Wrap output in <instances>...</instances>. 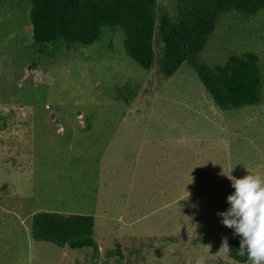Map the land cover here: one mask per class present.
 <instances>
[{"label":"rangeland","instance_id":"1","mask_svg":"<svg viewBox=\"0 0 264 264\" xmlns=\"http://www.w3.org/2000/svg\"><path fill=\"white\" fill-rule=\"evenodd\" d=\"M30 7L0 0V264H237L217 213L226 175L264 178V9L222 14L197 56L259 59V103L220 111L188 65L160 72L159 38L150 70L120 28L90 46L35 45ZM177 7L156 0L157 21ZM37 212L93 217L97 250L34 242ZM118 246L122 260L106 258Z\"/></svg>","mask_w":264,"mask_h":264},{"label":"trees","instance_id":"2","mask_svg":"<svg viewBox=\"0 0 264 264\" xmlns=\"http://www.w3.org/2000/svg\"><path fill=\"white\" fill-rule=\"evenodd\" d=\"M26 1L31 4L29 20L35 45L90 46L103 29L120 28L125 54L141 68L150 70L155 58L154 42L159 38L163 53L158 63L164 76L171 77L182 65H188L220 111L259 103L261 77L255 54L232 55L215 67L200 64L197 56L222 14L253 16L264 9V0H178V16L173 19L164 14L158 21L156 0ZM93 226L94 218L82 215L37 212L30 219L34 242L70 250H97ZM228 244L231 250L226 255L231 261H249L246 255H239L240 237L234 232L228 237ZM113 254L118 261L122 260L119 246L116 252H108L106 258L114 257Z\"/></svg>","mask_w":264,"mask_h":264},{"label":"clouds","instance_id":"3","mask_svg":"<svg viewBox=\"0 0 264 264\" xmlns=\"http://www.w3.org/2000/svg\"><path fill=\"white\" fill-rule=\"evenodd\" d=\"M226 176L234 191L226 198L229 207L217 215L240 237L239 255H246L251 264H264V178L252 174ZM221 250H231L227 237L222 240ZM196 264H204L203 258Z\"/></svg>","mask_w":264,"mask_h":264},{"label":"water","instance_id":"4","mask_svg":"<svg viewBox=\"0 0 264 264\" xmlns=\"http://www.w3.org/2000/svg\"><path fill=\"white\" fill-rule=\"evenodd\" d=\"M54 117V115L53 114H50V118L52 119Z\"/></svg>","mask_w":264,"mask_h":264}]
</instances>
